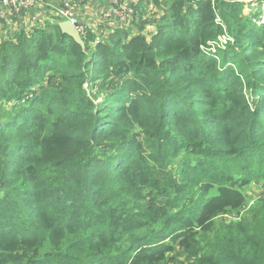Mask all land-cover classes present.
<instances>
[{"label":"trees","instance_id":"16d2710c","mask_svg":"<svg viewBox=\"0 0 264 264\" xmlns=\"http://www.w3.org/2000/svg\"><path fill=\"white\" fill-rule=\"evenodd\" d=\"M244 1L148 0L83 45L58 18L0 44V264H264V199L215 219L264 176Z\"/></svg>","mask_w":264,"mask_h":264},{"label":"crops","instance_id":"0c3cea01","mask_svg":"<svg viewBox=\"0 0 264 264\" xmlns=\"http://www.w3.org/2000/svg\"><path fill=\"white\" fill-rule=\"evenodd\" d=\"M148 0H123V9L129 14L134 12L142 2ZM67 2H71L72 11L78 21V25L85 32L94 31L97 34L110 32L119 24L118 7L111 0H44L20 14L6 11L0 15V44L11 39L17 32L32 33L53 24L57 20L56 13L63 8Z\"/></svg>","mask_w":264,"mask_h":264},{"label":"rangeland","instance_id":"374dc122","mask_svg":"<svg viewBox=\"0 0 264 264\" xmlns=\"http://www.w3.org/2000/svg\"><path fill=\"white\" fill-rule=\"evenodd\" d=\"M242 9L245 11V14H256L257 17L253 20L254 23H257V25L264 24V0H246L242 2ZM151 30V29H150ZM225 40L226 37H223L218 45L223 49L225 48ZM216 53V51H213ZM259 158L250 159V161H247V167H251V163L255 162V164H258ZM263 161L261 160L260 163ZM262 166V165H261ZM255 171V170H252ZM259 173L257 172L256 175ZM244 195L246 198L245 201V207L241 211H235L230 212L225 215H221L216 217L215 219L220 225L227 226L230 224H236L239 222V220L247 215L253 212L259 204L261 203V200L264 199V176L260 177L258 180H251L250 184L247 185L244 190ZM165 203V200L159 201L156 205L159 207L160 205H163ZM15 228V227H13ZM12 228V230H13ZM23 254V251H21V254ZM186 252L181 250H176L174 253L169 254L168 260L170 261L169 264H181L183 262L187 261ZM188 264V263H187Z\"/></svg>","mask_w":264,"mask_h":264},{"label":"built area","instance_id":"2783aa9c","mask_svg":"<svg viewBox=\"0 0 264 264\" xmlns=\"http://www.w3.org/2000/svg\"><path fill=\"white\" fill-rule=\"evenodd\" d=\"M44 0H0V15L4 14L7 10L14 12L16 14H20L23 10L28 9L36 4L43 2ZM123 0H111L113 4H115L118 9L116 13L118 14L121 22L125 21L127 15L129 14L128 10H124L122 6ZM71 2H67L63 8L57 11L55 14L59 21L62 22H70L75 25L81 35H84L85 30L78 25V21L75 17L74 12L72 11ZM227 39V38H226Z\"/></svg>","mask_w":264,"mask_h":264},{"label":"water","instance_id":"95a60500","mask_svg":"<svg viewBox=\"0 0 264 264\" xmlns=\"http://www.w3.org/2000/svg\"><path fill=\"white\" fill-rule=\"evenodd\" d=\"M60 29L63 33H66L68 36L76 40L80 44H84L82 41L81 34L79 33L78 29L75 25L71 24L70 22H62L60 23Z\"/></svg>","mask_w":264,"mask_h":264}]
</instances>
